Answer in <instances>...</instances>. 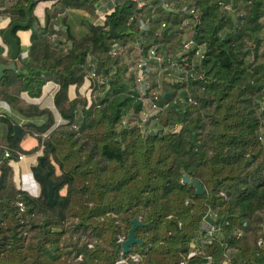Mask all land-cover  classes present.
Instances as JSON below:
<instances>
[{"label": "trees", "instance_id": "1", "mask_svg": "<svg viewBox=\"0 0 264 264\" xmlns=\"http://www.w3.org/2000/svg\"><path fill=\"white\" fill-rule=\"evenodd\" d=\"M29 1H13L10 23L26 19ZM112 1L114 11L104 25L89 24L78 39L70 35L64 18L53 20V11H46L43 25L31 13L25 27L12 31L17 58L10 59L9 48L6 58H0L2 63H15V69L4 71L0 87L16 86L38 98L46 82H55L53 105L64 121L54 126L56 115L50 107L0 90V101L9 108L0 109V264H113L121 250L117 237L126 238L134 217L142 222L134 233L143 244H134L124 256L138 253V264H176L192 242L214 264L224 255L232 264L263 263L257 241L264 240V0H178L176 7H195L191 38L203 57H194L193 50L185 54V61L183 55H173L176 66L188 70L187 76L180 79L178 71L171 82L161 78L168 95L162 94L158 103L167 106L143 126L129 124L132 118L138 120L143 105L133 77H126L120 58L109 53L113 39L143 35L135 23L139 10L130 0ZM59 2L95 11L94 0ZM119 10L114 27L121 36L116 37L110 24ZM161 14L138 43L143 52L157 44L166 56L170 49L164 40L177 32L179 20L178 14ZM163 20L169 25L159 40L154 32ZM60 21L65 26L58 29L63 39L51 41L53 25ZM19 29L30 30L24 58L16 36ZM88 55L106 89L91 101L80 95L68 101L69 87L81 83L86 74L80 64ZM152 83L156 88L157 82ZM14 125L20 127V138L13 137ZM24 135L35 140L38 158L43 157L42 166L37 158L32 169L37 195L16 188L11 179L9 160H16V152H29L20 145ZM4 148L10 151L8 157H3ZM38 170L48 171L53 205L46 203L47 180ZM183 175L198 180L203 193L196 194L191 182L183 183ZM206 216L218 221L211 224V241L202 243L198 237L204 234Z\"/></svg>", "mask_w": 264, "mask_h": 264}, {"label": "crops", "instance_id": "2", "mask_svg": "<svg viewBox=\"0 0 264 264\" xmlns=\"http://www.w3.org/2000/svg\"><path fill=\"white\" fill-rule=\"evenodd\" d=\"M173 1H174L173 7L176 8L177 0H173ZM94 2H95L94 3L95 11L93 14H91L84 9H74V8L65 7L59 2V0H37L34 2V6L32 7L31 13L34 17H36V19L38 20L40 25H43L44 20H45L46 11H48V10L53 11V13H54L53 20L56 21V20L64 18V23H65V25L68 26V30H69L70 35L72 37H74L75 39H78L87 33L89 24H91V25L96 24L95 20L97 17V12H100V11L114 5V2L112 0H94ZM152 2H154V1H152ZM150 4L151 5H148L145 8L140 9L138 14L135 17V23L137 25V28L143 33V35H140V36L135 35L131 38L127 37L126 40L125 39H123V40L119 39L117 41L115 40L117 45H118L117 49H119L118 55H116V56L120 58L121 64H123L126 67V70H125L126 77L129 75H131L133 77V84H134V74L136 71L135 70L136 64L138 63L141 56H145L144 55L145 52L142 51L143 53H141L137 48L139 40L140 39L145 40L146 34L148 33V31H150V28L152 27L151 22L155 18L161 17L160 16V15H162L161 11H163L165 13H169V11H166V10H161V11L157 10V7H159V5L157 3L154 6H152L153 3H150ZM9 6H10V3H8L7 0H0V58L1 57L6 58V55L8 53V45L4 42V40H2L1 31L4 28H6L10 23V19H9L10 17H9V13H8ZM172 14H173V18H175L176 17L175 14H177V13L172 12ZM177 16L179 17V18L177 17V19H179V21L175 25V29L177 30V32L170 39L164 40V44L166 45L167 49H170L166 53V56H170L171 58L173 57V55L177 54V50H178L180 43L183 40V38H185V36L189 35L186 28L188 27V24L191 21V19L189 17H184V16L182 17L179 14ZM163 21H165V20H163ZM160 22H158L157 25H160ZM165 23L168 27L169 22L165 21ZM59 27H61L62 30L65 29V26L62 25V21H60L59 24L56 23L53 25L55 32L50 36L51 41H53L56 37L60 38L61 40L63 39L62 34H60V33L58 34ZM185 30H186V32H185ZM114 31H115V27H114ZM169 33H172V30H170ZM117 35H118V37L121 36L120 33H117ZM16 36H17L18 41H19L20 54L27 57L28 56V50L30 47V30L19 29L16 31ZM161 39H159V40H161ZM87 57H90V59L94 62L92 56L88 55ZM0 63H2V62H0ZM165 65L167 66V64H165ZM165 65H163V64L158 65V64L152 62V60H146L145 66L140 67V69L142 71L144 70V73L147 74V81H148L150 87H153L152 82H157V86L159 88H162L160 80L163 77H161L159 75V70L160 69L166 70V69H164ZM52 83H55V82H52ZM80 86H81V83L71 85L69 87L68 93H67L68 101L73 100L78 95L85 97L86 99L91 101L98 94V93L97 94L94 93L93 91H90L88 98H87V96H83L79 93V87ZM99 86L100 85H98L97 87H99ZM10 87H14V86L11 85ZM100 87H102V86H100ZM45 88H46V90H50L53 87H52L51 83L48 84L46 82L44 84V86L42 87L41 95L43 94V91L45 90ZM133 89L136 92V95H138V91L135 88V84H134ZM22 97L26 102H29L28 100H26L25 94H23ZM0 127H1L0 148H2L3 147L2 135H3L4 128L2 125H0ZM20 145L24 150L29 151V152L28 153H21L23 155V158L21 160L15 162V163L9 164V166L12 170V173H13L12 181L17 188L18 187L17 185L20 186L21 177H23L24 180L25 179L27 180V181L25 180L26 186H27V191L31 195H37L39 193V187H38V184L36 183V181L33 177L32 169H30V168L32 167L33 163H35V165H36L37 158L40 155V149H39V147L35 148L37 146L35 140L28 135L23 136ZM29 171H31V175H32L31 179H32L33 183L26 176V175H28ZM14 175H16V180H15Z\"/></svg>", "mask_w": 264, "mask_h": 264}, {"label": "built area", "instance_id": "3", "mask_svg": "<svg viewBox=\"0 0 264 264\" xmlns=\"http://www.w3.org/2000/svg\"><path fill=\"white\" fill-rule=\"evenodd\" d=\"M7 1L11 5L14 0H7ZM130 1L134 4L135 8L138 10L143 9L148 5H151L150 3H152V1H157L158 2L157 4L166 11L175 12V13L179 14L180 16H182L183 13L188 14L190 17L192 16L193 20L192 19L191 20L193 21V23H194L195 18L197 17V13H196L195 7L193 5L182 4L181 6L174 8L173 7L174 6L173 0H130ZM177 3H178V0H177ZM152 6H154V5H152ZM113 11H114V7L111 6V7L106 8L100 12H97L95 25L103 26L106 16L111 14ZM129 21H131V19ZM128 23H130V22H128ZM165 26H166V23L161 22L158 29L154 32V36L158 37V39H161V32L165 28ZM185 32H186V30H185ZM117 46L118 45H117L115 39H113L111 49L109 51V53L112 56L118 55L119 49H117ZM137 48L141 53H143L142 52L143 50L141 48V43H138ZM192 50H193V56L194 57H197V58L203 57L201 47L195 43V41L191 38V35H188V36H185V38H183V40L181 41L176 55H177V57H180L183 55L184 56L183 60L185 61L187 59L185 54L188 53L189 51H192ZM144 55L145 56L140 57L138 63L136 64V67H135L136 71L134 74V84H135L136 90L138 91L137 99H139L143 105L142 112L144 111V107H146L145 110L147 109V111H146L145 115H147L148 119H151V120L154 119L155 120L159 116L160 112L167 105L165 104V105L161 106L158 103L159 98L162 94V91L160 90V88L158 86H156V88L150 87V85L147 81V74L144 73V70L142 71L140 69V67L145 66L146 60H152V62H154L158 65H161L166 60L167 66H171V67L176 66V64L174 62V58H171L170 56H165V55L160 54L158 52L157 44L149 46L146 49ZM21 57L24 58L25 56L21 55ZM80 67L83 70H86V74L84 75L83 80L81 82V86L79 87V93L83 96H87V98H88L90 91H93L98 85L103 84L104 79L101 76L96 74L95 63L90 59V57H87L85 62L80 64ZM179 68H180L179 72H181V74H179L178 76L180 77V79H185L187 76L188 70L183 69L182 67H179ZM191 69H192V67L189 68V70H191ZM199 76L200 75H198V77ZM47 83L48 84L51 83L53 88L50 90H46V88H45V90L43 91V94L38 98H31L25 92H19L18 87H16V86H14V87H10V86L9 87H3V86H1L0 90H5V91L12 93V94H18L22 99H23L22 95L25 94L26 100H28L31 103H37V104H40L41 106L46 104V106L50 107L55 112V115L58 116V118H59L58 121L56 119V125H57L59 123L64 122L59 117V115L57 114V112L54 108V105H53V96H54V93L58 89V85L56 83H52L51 81H48ZM41 103H43V104H41ZM65 106H67V104ZM0 109L8 110L9 108L5 102L0 101ZM9 155H10L9 149L4 148L3 157H8ZM16 155H17L16 160L10 159L8 164L15 163V162H17L23 158V155L21 153L16 152ZM25 180L23 177H21L20 186L17 185L18 189H21L23 191H27V186H26ZM16 204L20 210L23 209L24 205L21 201H18ZM201 229L203 230L204 234H203V236L200 235L198 238H201L202 243L203 242L209 243L211 241L212 235L215 231L213 226L211 224H209L208 222H202ZM239 234H240V232H238V235ZM123 240L124 239L122 237H120V236L117 237V241L120 244ZM257 245L264 252V240L259 239L257 241ZM199 256H200L201 260L192 262V259L194 257H199ZM80 258H81L80 256L77 257L78 260H80ZM138 259H139L138 253L131 252V253H128L127 256H124V253L122 252V250H120L119 256L114 261L113 264H129V260L133 264H138ZM213 262L214 261L210 255H202L201 251L199 249H197L196 243L192 242L190 244V249L187 252V254L184 257H182L176 264H214ZM220 264H232V263H231V260L228 257V255H224V257L220 261ZM239 264H247V263L242 262ZM252 264H264V262L263 263L253 262Z\"/></svg>", "mask_w": 264, "mask_h": 264}, {"label": "water", "instance_id": "4", "mask_svg": "<svg viewBox=\"0 0 264 264\" xmlns=\"http://www.w3.org/2000/svg\"><path fill=\"white\" fill-rule=\"evenodd\" d=\"M37 0H30L25 12H26V19L24 21H13L11 22L6 28H4V30L2 31V39L4 40V42L8 45L9 48V57L11 60H15L17 58L18 55V47H17V40L16 38H14L12 36V31L16 28V27H25L31 17V7L34 4V2ZM120 16V10L118 11V14L116 16L115 19L112 20L111 24H110V31L115 35L118 36L117 33H115L114 31V24L116 19ZM15 69V63L11 62L9 64H5V63H0V79L2 78V76L4 75V71L5 70H12ZM168 95L167 92L163 93V97L165 98ZM56 126V124L54 125ZM13 137L14 138H20L21 137V133H20V127L19 125H14L13 126ZM42 162H43V157L40 156L38 158V163L40 166H42ZM37 173L39 175H42L43 178H45L47 180L48 178V171H44L41 172L40 170L37 171ZM182 182L183 183H189L191 182V184L194 186V192L196 194H201L203 193L204 189L203 186L201 185V183L198 180H190V178L187 175H183L182 176ZM47 184V198H46V203L49 205H53L56 202V198L53 197V190H54V186L50 181H46ZM4 186V175L3 173H0V190L3 188ZM60 202V201H58ZM205 220L207 222H209L212 225H215L218 221V219H210L208 216L205 217ZM130 227L127 231L126 234V238L121 242V250L123 253H127L132 249V246L134 244L141 246L143 244V241L140 238H137L135 236V229L138 226L142 225V222L140 221V219L138 217H134L131 219L130 221Z\"/></svg>", "mask_w": 264, "mask_h": 264}, {"label": "rangeland", "instance_id": "5", "mask_svg": "<svg viewBox=\"0 0 264 264\" xmlns=\"http://www.w3.org/2000/svg\"><path fill=\"white\" fill-rule=\"evenodd\" d=\"M163 9V8H162ZM183 17V16H182ZM179 18V17H178ZM179 20V19H178ZM191 22H193L192 20L189 22V24H188V27H187V31H188V34L190 35L191 34V32H192V27H191ZM170 68V69H169ZM172 68V69H171ZM164 69H166V73H164V71L165 70H159V75L161 76V77H163L166 81H172V75H173V73H178V71H179V67L178 66H166L165 65V67H164ZM173 70V71H172ZM169 71V72H168ZM172 71V72H171ZM175 75V74H174ZM176 77V76H175ZM106 89V87H96L94 90H93V92L94 93H101L102 92V90H105ZM160 90L162 91V94H163V90H162V88H160ZM161 94V95H162ZM97 96V95H96ZM41 104H43V103H41ZM43 106H45L46 107V104H44ZM263 106H264V104H263ZM145 108L146 107H144V111L142 112V111H140V113L139 114H137V117H138V120L136 119V118H132V120L129 122V124L130 125H137V126H143V122H145V121H147L148 120V117H147V115H145L146 114V111H147V109L145 110ZM56 119H57V121H58V116H56ZM142 129V132H145L146 131V128H141ZM0 132H1V127H0ZM39 149H40V147H39ZM35 165V163H33V165H32V167L30 168V169H33L34 166ZM21 171V170H20ZM12 176H13V173H12V170H11V179H13L12 178ZM30 180H31V182L33 183V181H32V179H31V171H29L28 172V175H26ZM30 176V177H29ZM14 177H15V180H16V175H14ZM35 182V181H34ZM34 185V184H33ZM59 193L61 194V195H64L65 193H66V188L64 187V188H62L60 191H59Z\"/></svg>", "mask_w": 264, "mask_h": 264}, {"label": "bare ground", "instance_id": "6", "mask_svg": "<svg viewBox=\"0 0 264 264\" xmlns=\"http://www.w3.org/2000/svg\"><path fill=\"white\" fill-rule=\"evenodd\" d=\"M213 220V219H212Z\"/></svg>", "mask_w": 264, "mask_h": 264}]
</instances>
